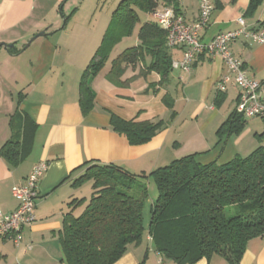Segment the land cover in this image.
I'll return each instance as SVG.
<instances>
[{
	"label": "crops",
	"instance_id": "1",
	"mask_svg": "<svg viewBox=\"0 0 264 264\" xmlns=\"http://www.w3.org/2000/svg\"><path fill=\"white\" fill-rule=\"evenodd\" d=\"M65 1L0 0V55L3 44H14L15 51H20L9 54L4 49L6 57L2 62L12 68L0 74V148L13 137L11 116L28 117L35 125L24 160L12 166L0 157L1 213L9 214L18 205L11 188L22 183L37 163L48 165L38 187L36 220L23 229L21 243L15 245L0 236L3 264H66L60 232L65 216H78L90 198V183L72 185L86 162L115 163L131 173L148 175L185 155L196 153V161L202 165L225 164L264 145V122L259 119H248L240 134L217 137V129L235 110L239 94L232 82L223 91L218 90L217 84L226 74V66L218 58L202 54L189 72L172 66L168 81L162 85L155 72L140 75L144 70L141 62L125 70L122 84L107 77L112 61L125 49L139 44L142 23L152 20L149 14L140 12L132 34L112 46L103 68L88 80L94 103L83 115L79 84L110 29L112 14L121 0H112L98 20L95 14L102 12L103 7L96 6L93 12L86 9L82 11L85 16L77 18L81 8L66 14ZM250 2L212 0L213 11L209 24L200 33L201 42L209 43L219 33L236 30L239 17L250 29L264 28V0L253 10ZM174 5L186 22L197 18V0H174ZM40 32L45 35L27 49L16 48ZM230 50L242 63L246 75L263 83L264 45L240 37L230 44ZM170 53L172 63L181 61V48L170 49ZM149 60L147 56L146 63ZM24 80V89L13 88ZM165 97L170 107L164 103ZM111 114L139 122L161 120L164 127L149 142L131 146L125 137L111 130ZM82 198L83 205H71L73 199ZM152 200L148 195L143 209L142 241L115 264H168L155 252L147 234ZM195 264L229 263L214 255ZM239 264H264V234L248 242Z\"/></svg>",
	"mask_w": 264,
	"mask_h": 264
},
{
	"label": "trees",
	"instance_id": "2",
	"mask_svg": "<svg viewBox=\"0 0 264 264\" xmlns=\"http://www.w3.org/2000/svg\"><path fill=\"white\" fill-rule=\"evenodd\" d=\"M260 1L251 0L250 8L255 9ZM162 6H172L179 13L174 0L118 3L112 25L79 84L83 115L94 103L88 80L103 68L109 50L122 37L132 34L139 12L150 15ZM138 40L137 46L125 49L112 61L107 77L122 84L125 70L141 62L144 70L140 75L155 72L160 77L159 85L167 82L172 56L166 32L154 21H146L138 30ZM7 51L20 52L14 48ZM147 56L150 60L146 63ZM168 100L163 99L170 107ZM246 122L233 110L216 135L222 138L240 134ZM10 125L13 137L0 148V157L14 166L26 158L35 125L28 117L15 115ZM163 127L161 120L139 122L110 115L111 130L125 137L131 146L149 142ZM196 156L193 153L179 157L148 175L131 173L115 163H84L72 185L90 183L91 195L78 216L69 213L63 220L60 244L66 264H115L142 241L143 209L148 198L143 181L148 178L154 182L157 196L150 207L147 234L155 252L166 263L195 264L217 255L229 264H239L248 242L264 234V145L225 164L202 165ZM84 202L83 198L73 199L71 205L77 207ZM229 207L235 208L231 217L226 214Z\"/></svg>",
	"mask_w": 264,
	"mask_h": 264
},
{
	"label": "built area",
	"instance_id": "3",
	"mask_svg": "<svg viewBox=\"0 0 264 264\" xmlns=\"http://www.w3.org/2000/svg\"><path fill=\"white\" fill-rule=\"evenodd\" d=\"M197 3L198 16L192 22H186L172 6H162L150 14L152 20L166 32L168 48L182 50L181 61L172 63V66L189 72L202 54L220 59L226 66V74L218 82V90L223 91L226 84L232 82L239 91L235 112L246 120L260 119L264 122V85L246 75L242 63L230 50V44L240 37L264 45V28L250 29L239 17L236 19V30L219 33L209 43H202L200 33L210 22L213 4L212 0H197ZM47 166L46 162L34 165L24 181L11 188V194L18 202L16 209L9 214L0 211V236L11 239L15 245L21 243L23 229L36 220L38 187Z\"/></svg>",
	"mask_w": 264,
	"mask_h": 264
},
{
	"label": "rangeland",
	"instance_id": "4",
	"mask_svg": "<svg viewBox=\"0 0 264 264\" xmlns=\"http://www.w3.org/2000/svg\"><path fill=\"white\" fill-rule=\"evenodd\" d=\"M111 3H112V0H66L64 4L66 5V9H65L66 14H69V12H71L72 10H74L75 8H78V7L81 8L80 13L82 11L84 12V10H86V9H88L89 12H93L92 10L96 6L99 7V8L100 7L101 8L103 7L102 12H100L98 10L96 12V14H95V18L96 19L97 18L99 19V18L102 17L103 13H105L107 11V9H109V7L111 6ZM83 12L81 14H78L77 18L84 17L85 14H83ZM90 15H91V13H90ZM25 45L23 47H21V45H16V48L17 49H20L22 51L23 48L25 47ZM4 51L5 50L3 49L2 52H1V55H0V74H2V73L4 74L8 68L9 69L12 68V65L10 66L7 62L6 63H3L2 62L3 57H6L5 56L6 54H5ZM8 80H9V82L11 81V79H8ZM12 85L13 86H16L14 84H12ZM23 85H26V81L25 80L22 81V82H20L19 86L17 85L16 87H13V88H17L18 90H22V89L25 88V86H23ZM0 105H1V103H0ZM6 106L8 107V109L10 108L9 101H8V103H6ZM146 185H147V190H148L149 197H151L152 199H155L156 196H157V191H156V187H155V184L152 181V179L149 182H146ZM234 209L235 208H231V207H229V208L226 209V214H227L228 217H231V216H233L235 214L234 213ZM0 264H3V263H0Z\"/></svg>",
	"mask_w": 264,
	"mask_h": 264
},
{
	"label": "water",
	"instance_id": "5",
	"mask_svg": "<svg viewBox=\"0 0 264 264\" xmlns=\"http://www.w3.org/2000/svg\"><path fill=\"white\" fill-rule=\"evenodd\" d=\"M44 35H45L44 32H40V33H37L36 35H34V36H33V37L27 42V44L25 45V47L23 48V50L27 49V48L30 46V44H31L34 40H36L37 38L42 37V36H44ZM2 47L7 51V50L12 49V48L14 47V44H3Z\"/></svg>",
	"mask_w": 264,
	"mask_h": 264
}]
</instances>
